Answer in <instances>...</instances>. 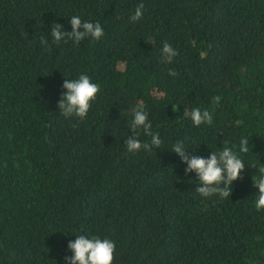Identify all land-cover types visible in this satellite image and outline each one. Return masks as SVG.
Returning a JSON list of instances; mask_svg holds the SVG:
<instances>
[{
  "label": "trees",
  "instance_id": "16d2710c",
  "mask_svg": "<svg viewBox=\"0 0 264 264\" xmlns=\"http://www.w3.org/2000/svg\"><path fill=\"white\" fill-rule=\"evenodd\" d=\"M0 264H264V0H0Z\"/></svg>",
  "mask_w": 264,
  "mask_h": 264
}]
</instances>
